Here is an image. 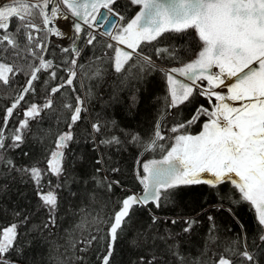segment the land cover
<instances>
[{
    "label": "snow or ice",
    "instance_id": "1",
    "mask_svg": "<svg viewBox=\"0 0 264 264\" xmlns=\"http://www.w3.org/2000/svg\"><path fill=\"white\" fill-rule=\"evenodd\" d=\"M0 264H264V0H0Z\"/></svg>",
    "mask_w": 264,
    "mask_h": 264
}]
</instances>
